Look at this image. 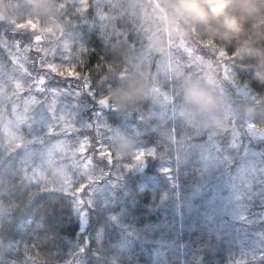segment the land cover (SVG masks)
<instances>
[{
  "label": "trees",
  "instance_id": "obj_1",
  "mask_svg": "<svg viewBox=\"0 0 264 264\" xmlns=\"http://www.w3.org/2000/svg\"><path fill=\"white\" fill-rule=\"evenodd\" d=\"M159 1L156 5L153 0H0V82L9 86L8 96L20 98L35 89L43 100L60 96L68 103L76 97L69 105L80 119L75 123L77 135L75 130H55V137H37L29 146L0 150V247L16 240V229L27 220L30 226L43 225L45 231L41 235L31 233L29 237L35 240L12 256L9 264H221L231 255L229 247L233 244L228 246L227 238L220 234L222 227L199 224L191 216L175 224L178 216L173 206L178 189L185 193V188L192 189L200 177V164L195 160L172 172L178 188L174 180L167 184L162 174H156L157 183L143 179V171L116 180L113 162L99 157L96 150L104 146L114 155L105 141L114 128L122 129L128 138L138 135L146 145L159 139L157 130L162 124L157 119L146 122V115L153 107L152 91L159 85L154 78L156 61L171 43L160 52L150 48L149 37L166 31L162 16L154 18L152 14L158 7L175 24L171 0ZM194 36L234 55V81L246 83L250 89V99L240 104L244 111L237 119L243 137L249 139L242 126L246 115L264 132V123L251 115L253 111L264 113V19L246 22L245 38L253 49L250 55H237L239 41L225 47L199 27L184 39L190 45ZM208 50L209 46L201 42L197 51ZM227 67L233 69L231 60ZM163 69L161 66V78ZM130 76L140 77L149 85L135 115L116 108L108 95L112 87ZM23 84L26 87L21 94L19 86ZM100 97L106 98L107 106L97 105ZM174 98L178 100V96ZM2 106L0 101V109ZM99 113L103 121L98 119ZM7 114L0 111V118ZM127 122L135 123L141 132L133 134ZM79 124L82 126L77 127ZM63 138L69 145L77 141L84 144L93 156L86 157V163L99 166L100 181L80 180V184L68 183L67 190H61L36 178L35 147ZM260 141L255 147L264 151V138ZM59 159L65 168L72 164L67 155ZM104 182L112 185L113 194L101 200L99 193L92 191ZM142 183L149 186L147 192L140 193ZM219 224L222 226L223 221ZM253 226L264 229V222ZM182 228L183 234L178 231ZM252 250L250 261L231 264H264V247L255 244Z\"/></svg>",
  "mask_w": 264,
  "mask_h": 264
},
{
  "label": "rangeland",
  "instance_id": "obj_2",
  "mask_svg": "<svg viewBox=\"0 0 264 264\" xmlns=\"http://www.w3.org/2000/svg\"><path fill=\"white\" fill-rule=\"evenodd\" d=\"M153 2L156 5L160 3L158 0H153ZM157 8L152 17L159 18L161 15L166 31L154 32L149 37V43L150 48L154 51H159L162 47L166 49L167 44H173L170 49H166L161 54V66L165 68L169 60L174 65L180 55L187 58V53L178 48L179 40H185L184 36L175 29L167 14ZM185 42V47H188L189 43L186 40ZM151 54L157 59V54L152 52ZM195 54L202 55L206 61H211V63L201 65V75L207 74V77L218 80L222 87L228 86L229 81L224 80V68L217 69L215 54L209 50L206 53L197 51ZM20 65L22 67V63ZM178 67L184 68L187 72L196 73V70L189 71L186 66L173 68L171 72L172 91L174 97L178 96V100H174L175 108L170 107V101L163 100L165 91L162 90L163 88H161V95L157 101L153 100L152 91L153 107L146 115V122L155 123L154 119H157L159 125L162 124L157 130V136H159L157 142L146 145L137 139L138 135L128 138L122 129L114 128V131L105 137L106 146L114 150V155L101 146L96 148L98 156L107 157L113 162L114 171L118 173L116 180H119L120 176L124 178V175L127 176L130 173L135 176L143 171L146 173V175H142L143 179L150 181L154 179L153 182H156L157 175L162 174L166 177L167 184L174 180L171 174L176 167H178L177 171L183 170L186 162L195 160V163L200 164V177L195 180L192 189L185 188V193L178 189V197L173 206L174 213L178 216L174 218L175 224L178 225L180 221H183L182 219L191 216L196 217L199 224L209 222L208 227L211 224L214 227H222L220 234L227 238L225 241L228 246L230 243L233 246L229 247L231 255L225 257L221 264L236 263L243 259L250 261L252 252H255L252 250V246L257 244L264 247V229L253 226V224L260 225L264 222V151L255 147L264 138V132L258 130L246 115L242 126L249 139L244 138L240 122L237 120L244 111L240 108V104L242 105L243 100L250 99V91L245 90L240 95L225 94L220 91L218 83L208 80L218 92L222 109L228 117L226 127L229 129L224 133L211 132L183 117L179 90L173 76L174 70ZM18 81L22 84V79H18ZM235 84L243 85L238 82ZM25 87L26 84L19 86L21 94ZM8 89V85L0 82V101L3 103L0 111L3 114L8 112L5 118H0V150L10 151L23 148L25 145L29 146L37 140V137L39 140L43 137H55V130L65 129V133L75 130L76 133L75 123H79L80 119L71 110V105L76 97H73L68 103H66V97L60 96H50L43 100L39 97L40 94L33 89L20 98L11 99L8 96ZM43 97L45 96L43 95ZM97 105L99 104L97 103ZM112 110L115 111L116 108L113 107ZM30 111L33 114H29ZM130 112L135 115V109ZM98 119L103 121L101 113L98 114ZM127 123L128 129L133 134L141 132L135 123ZM79 126L82 125L79 124L77 127ZM143 126L146 128L147 123H144ZM121 137H126L131 146L127 149L118 148L117 141ZM5 142L7 146L2 144ZM141 149L145 151L152 149L154 154L144 156L143 162L139 163L137 153ZM62 155H67L72 162L68 168L63 167V162L59 159ZM33 157L35 161L33 174L36 178L40 182L60 187L61 190H67L65 186L68 183L78 182L80 184V180L97 182L102 179L98 175L99 166L92 161L86 163L88 161L86 157L93 156L89 154L81 141L69 145L68 139L63 138L62 141H51L42 147L37 145ZM197 167L199 168V166ZM146 169L147 171H145ZM221 172L222 174L217 176ZM178 174L180 173L178 172ZM178 174H175V177ZM174 182L180 188L178 179ZM139 190L140 193L147 192L149 186L142 183ZM92 192L99 193L101 200H104L113 194V189L110 183L104 182L97 184ZM88 202L90 203V200ZM221 221H223L222 226L219 224ZM24 223L22 222L16 229L18 238L0 247V264H9L12 256L17 252L24 251L31 243L29 241L35 240L29 237L31 233L41 235L42 232H45L41 224L30 226L29 220ZM245 223L248 224L245 225ZM187 228L189 229L188 226ZM178 231L183 234L184 228ZM224 248L228 249L227 246Z\"/></svg>",
  "mask_w": 264,
  "mask_h": 264
},
{
  "label": "clouds",
  "instance_id": "obj_3",
  "mask_svg": "<svg viewBox=\"0 0 264 264\" xmlns=\"http://www.w3.org/2000/svg\"><path fill=\"white\" fill-rule=\"evenodd\" d=\"M170 8L175 29L182 35L190 36L192 29L199 27L225 47L239 41L235 49L237 55H250L253 50L251 41L245 38L246 22L264 19V0H171ZM173 76L179 90L181 113L186 120L211 132L229 131L221 99L207 79L182 67L176 68ZM148 92L149 85L142 78L130 76L112 87L108 95L116 108L130 112ZM251 115L264 123V113L253 111ZM130 146L126 137L117 141L118 148Z\"/></svg>",
  "mask_w": 264,
  "mask_h": 264
},
{
  "label": "snow or ice",
  "instance_id": "obj_4",
  "mask_svg": "<svg viewBox=\"0 0 264 264\" xmlns=\"http://www.w3.org/2000/svg\"><path fill=\"white\" fill-rule=\"evenodd\" d=\"M203 42L206 45L209 46V50L215 54L217 57L216 66L217 69L223 67L225 76L224 80L229 81L228 86L222 87L221 83L218 80H213L211 77H207V74L201 75L200 70H201V65L205 63H211V61H206L202 55H197L195 54L197 50H199V44ZM173 45V44H172ZM170 45V46H172ZM179 49H183L187 53V58H185L183 55H180L179 59H177L173 65V62L169 60L167 67L163 69L162 73V78H161V61L160 59H157L156 61V67H157V72L154 74V78L159 84L156 88L153 90V100L157 101V98L161 95V88L165 89L163 93V100L165 102L170 101V107L175 108V103H174V92L172 91V77H171V72L174 67L176 66H186L189 71L196 70L197 75L201 76V78H205L209 81L216 82L218 83L220 87V91L225 93V94H234V95H239L245 90H250L248 88V85L246 83H243V85L235 84L234 82V66H235V57L232 54H228L224 49H219L215 47L214 44L210 43L209 41L205 40L204 38L194 36L192 40L190 41V45L188 47H185V40H179ZM231 60V63L233 65V69L230 70L227 67V64ZM220 61H223V63H220ZM43 75V74H42ZM47 79V77H44ZM165 83L168 84V87H165ZM97 103L101 106H107L106 103V98L105 97H100L97 101ZM176 114V113H174ZM252 131V129H249ZM154 152L152 149H149L145 151L144 149H141L139 153H137V157L139 158L138 162L142 163L143 162V157L144 156H151L153 155Z\"/></svg>",
  "mask_w": 264,
  "mask_h": 264
}]
</instances>
